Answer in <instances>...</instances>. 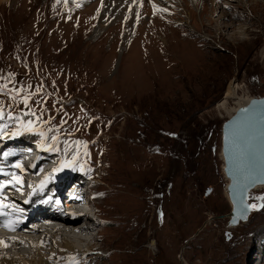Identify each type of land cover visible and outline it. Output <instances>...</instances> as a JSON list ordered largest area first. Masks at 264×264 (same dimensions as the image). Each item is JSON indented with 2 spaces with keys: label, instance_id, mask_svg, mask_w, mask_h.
<instances>
[{
  "label": "rangeland",
  "instance_id": "rangeland-1",
  "mask_svg": "<svg viewBox=\"0 0 264 264\" xmlns=\"http://www.w3.org/2000/svg\"><path fill=\"white\" fill-rule=\"evenodd\" d=\"M132 2L1 1L0 130L79 152L94 224L90 245L71 239L78 264H264V187L248 222L215 219L186 242L230 211L217 106L231 82L264 95V0Z\"/></svg>",
  "mask_w": 264,
  "mask_h": 264
},
{
  "label": "bare ground",
  "instance_id": "bare-ground-1",
  "mask_svg": "<svg viewBox=\"0 0 264 264\" xmlns=\"http://www.w3.org/2000/svg\"><path fill=\"white\" fill-rule=\"evenodd\" d=\"M1 1L3 0H0V2ZM6 1L8 2L10 0ZM126 1L129 0H110V3L122 5L125 4L124 2ZM141 2L142 0H133L132 3L138 4ZM103 27V21L100 19L95 28V34H98ZM261 54L264 56V48ZM250 97L251 96L245 95L240 96L239 86L231 82L225 91L223 99L218 103L217 107L225 109V111L230 115L237 108V106L244 104L250 99ZM231 101H234L232 102L233 105L228 106ZM0 133L2 135H11V133ZM8 144L9 143L2 146L1 149L8 146ZM52 157L53 155L51 154H45V157L42 159L40 154H36V158L33 159L26 160L20 156V160L17 159L18 161H11V159H9L8 162H5L6 165L9 163L13 166V171L8 170L7 173L10 174L15 172L13 179H20L18 180L20 182V189L12 190V185L9 183L2 185L1 188V191L9 192L13 195L11 199L18 204V207L11 210V214L14 215L13 218L15 222H6L5 226L0 225L1 228L6 229V231L0 230V253L3 254L0 255V264H78V257L83 256V251L76 247L74 245L75 243H73L71 239L78 240L77 242L83 241L82 243L85 242L90 245V237L88 236L90 232H88V230L92 227L91 225L94 224V221L86 217L83 221H81L82 215L91 216L89 211L85 210L81 212L79 210L68 209L71 206V203L69 202V197L66 196V192L71 188L67 187L66 182L62 188H60V181H63V178H51V171H49L48 175H44L38 170L39 166H48V164L56 163L55 159H50ZM18 165L19 167H17ZM50 168L51 167L46 168L45 170H49ZM0 178H4V175L0 176ZM72 179L74 178L71 177L69 180ZM48 181L49 184L46 185ZM52 183L55 184L54 188L51 187L53 185ZM37 184H40L38 189L35 187ZM73 184L74 182H72V185ZM263 187L264 185H260L254 190ZM56 189H60V197L57 202L65 204L63 208L67 213L52 214L51 216L55 218V223L48 222V216L38 213H33L29 218L24 217L25 215H28V211H32V209L29 208L30 206H28L29 202L25 201L26 198H31L35 193L40 192L48 194V192L52 190L50 193L51 195L49 196L50 199L55 197L58 193ZM63 197L66 199L65 202L63 200L61 202L60 200L63 199ZM32 201L33 199L31 200V203ZM52 201L54 203V200ZM46 202L47 204L49 203L48 200H46ZM25 204H27V207H25ZM49 207L53 211V205L51 206L49 203ZM4 220V217H0V222L4 223ZM57 240L62 241V244L57 246ZM150 245L154 246L155 243L153 242ZM43 247H46V249ZM29 248L34 249V255L33 257L26 258V255H29L27 252ZM19 259L24 260H20V263L18 262Z\"/></svg>",
  "mask_w": 264,
  "mask_h": 264
},
{
  "label": "water",
  "instance_id": "water-1",
  "mask_svg": "<svg viewBox=\"0 0 264 264\" xmlns=\"http://www.w3.org/2000/svg\"><path fill=\"white\" fill-rule=\"evenodd\" d=\"M219 157L230 211L226 215H210L186 242L215 219L226 218L228 228L248 222L253 211L250 194L264 185V95L250 97L223 121Z\"/></svg>",
  "mask_w": 264,
  "mask_h": 264
},
{
  "label": "snow or ice",
  "instance_id": "snow-or-ice-1",
  "mask_svg": "<svg viewBox=\"0 0 264 264\" xmlns=\"http://www.w3.org/2000/svg\"><path fill=\"white\" fill-rule=\"evenodd\" d=\"M17 167H19V165ZM251 207H255V205H252Z\"/></svg>",
  "mask_w": 264,
  "mask_h": 264
}]
</instances>
